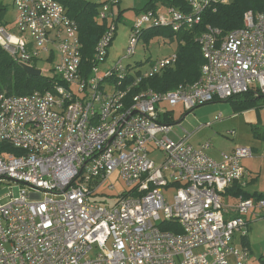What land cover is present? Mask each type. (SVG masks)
<instances>
[{"label":"built area","instance_id":"1","mask_svg":"<svg viewBox=\"0 0 264 264\" xmlns=\"http://www.w3.org/2000/svg\"><path fill=\"white\" fill-rule=\"evenodd\" d=\"M92 1L104 31L86 60L78 23L56 0H13L16 34L0 22L9 57L57 79L45 92L0 93V190L7 183L11 190L0 201V264H253L235 237L247 240L250 217L264 219V198L233 191L244 186L243 161L254 149L236 146L216 160L210 141L192 143L211 123L177 140L170 134L177 106L187 115L240 94L264 95V12L246 11L242 28L224 37L209 26L196 39L205 60L199 79L159 92L143 83L175 68L176 53L146 70L124 60L150 29L192 31L229 0L143 12L126 56L103 70L120 0ZM43 54L51 68L38 66ZM164 189L174 190L173 202Z\"/></svg>","mask_w":264,"mask_h":264},{"label":"trees","instance_id":"2","mask_svg":"<svg viewBox=\"0 0 264 264\" xmlns=\"http://www.w3.org/2000/svg\"><path fill=\"white\" fill-rule=\"evenodd\" d=\"M67 10L68 16L76 20L79 26V36L82 43L83 59L90 58L98 39L104 31L96 17L98 15V4L92 0H56ZM186 10L185 0H148L143 8V12L155 10L158 4ZM264 12V0H230L228 4L217 7L204 13L202 23L192 31H181L178 33L170 29L154 28L145 33V39L149 41L154 37L163 36L173 40L175 37L179 41H185L177 51V63L175 68L168 69L161 76L150 78L143 83V87L152 88L159 92H166L176 88L180 84L194 83L200 77L201 67L205 60L201 48L194 36L205 32L209 26L219 29L222 37L231 31L242 28L243 17L246 11ZM6 8L0 3V22L4 23ZM124 12H119L118 21ZM57 79H48L43 76L34 77L29 75L24 68L17 64L0 47V93L7 95H29L36 91L45 92L51 90ZM264 95L256 96L254 92H248L234 96L225 102H231L235 111L243 112L254 108L257 101ZM234 196L244 198L261 199L262 194H250L236 186L233 191ZM163 229H174L171 225H164ZM178 231L177 229H175ZM180 232V229H179ZM247 245V241H245Z\"/></svg>","mask_w":264,"mask_h":264},{"label":"rangeland","instance_id":"3","mask_svg":"<svg viewBox=\"0 0 264 264\" xmlns=\"http://www.w3.org/2000/svg\"><path fill=\"white\" fill-rule=\"evenodd\" d=\"M147 1L148 0L120 1L119 4H121L122 8L118 9V15L122 10L124 14L118 21V30L115 40L110 48L107 61L100 66V69L103 70L105 67L110 68L126 56L130 29L136 19L143 13V8ZM229 2L230 0L228 3ZM0 3L6 8L4 16V24L6 28L12 33H18L15 22L17 10L13 4V0H0ZM158 5L161 6L160 3ZM198 34L194 36L195 40L197 39ZM184 44L185 41L180 42L177 37L171 40L167 37L158 36L147 41L145 36H143L136 54L132 58L124 60L123 64L128 67H137L138 69L146 70L150 61L173 56L177 53L179 46ZM47 57L48 55H41V61L38 64L40 68H51L52 65L45 61ZM184 114V109L181 106H177L174 109L173 117L176 127L170 134L173 139L177 140L178 135L182 136L184 134L183 130L191 133L203 124L211 123L212 126L206 127L200 131L194 137L192 143L197 144L201 141H210L212 149L208 153L214 158H219V155L222 152H229V150L236 146H252L258 148V150H255V154H257L256 158L253 159L254 170H259L261 168L264 173V142L261 139L255 138L253 133L256 127H259L261 132L264 133V97L257 101L254 108L243 112L237 113L231 102L217 101L200 106L183 117ZM217 116H221L223 121L215 122L214 120ZM230 132H233L232 136L229 135ZM151 159L159 165L163 161V156L160 152H156L151 154ZM9 186L8 183L3 184L0 190L1 202H4V196L11 192ZM262 186L264 187V182L262 183ZM118 187L119 190L111 193V195L116 196L119 192H122L121 186ZM19 188V186H15L14 190L16 193ZM250 189L252 190L253 187ZM173 192V189H164V193L170 202H173ZM259 221L261 224H264V221ZM245 241L246 240L241 242L240 235H236L235 243L237 245H245ZM262 248L263 253L264 244H262ZM251 255L253 264H264V256H262L263 258H261V260H258L257 258L255 259L252 251Z\"/></svg>","mask_w":264,"mask_h":264},{"label":"crops","instance_id":"4","mask_svg":"<svg viewBox=\"0 0 264 264\" xmlns=\"http://www.w3.org/2000/svg\"><path fill=\"white\" fill-rule=\"evenodd\" d=\"M121 8H122V6H121V4H119L117 9H121ZM184 116L185 115H183V117ZM177 124H178V122H177ZM253 133H254L255 138L261 139L264 142V133L261 132L259 127H256L254 129ZM194 137H193V139H194ZM202 142L203 141H201L200 143H202ZM200 143H197V144L193 143V145L198 146ZM250 147H252V146H250ZM234 148L235 147H233L231 150H229V152H226V153H230ZM252 148L254 149L253 157L243 161V166L246 170V178L244 180L245 184L242 187V190L244 192L250 193V194H262V195H264V187L262 186V183L264 182V173H263L261 168L259 170H254L253 159L256 158L257 154H255V150H258V148H255V147H252ZM215 159L220 160L221 154L219 155V158H215ZM248 166L252 169H250ZM252 187H253V189L251 190L250 188H252ZM249 220H250V226H249V235H248L247 240H246L247 246L250 250V253L252 251L253 255L255 256V259L257 258L258 260H261V258H263L262 256H264V252L262 253V250H263L262 244H264V224H261L259 220H255V217H250ZM261 221H264V219ZM256 252H257L258 256L256 255ZM251 258H252V255H251Z\"/></svg>","mask_w":264,"mask_h":264},{"label":"water","instance_id":"5","mask_svg":"<svg viewBox=\"0 0 264 264\" xmlns=\"http://www.w3.org/2000/svg\"><path fill=\"white\" fill-rule=\"evenodd\" d=\"M24 70L31 76L34 77H40L41 76V71L34 69L32 67H28V66H23Z\"/></svg>","mask_w":264,"mask_h":264},{"label":"bare ground","instance_id":"6","mask_svg":"<svg viewBox=\"0 0 264 264\" xmlns=\"http://www.w3.org/2000/svg\"><path fill=\"white\" fill-rule=\"evenodd\" d=\"M142 34H144V33H142Z\"/></svg>","mask_w":264,"mask_h":264}]
</instances>
